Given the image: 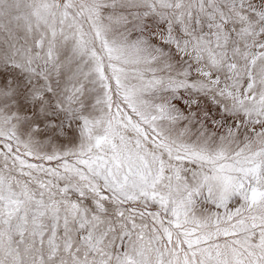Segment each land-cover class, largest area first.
<instances>
[{"label":"snow or ice","instance_id":"6c2138e0","mask_svg":"<svg viewBox=\"0 0 264 264\" xmlns=\"http://www.w3.org/2000/svg\"><path fill=\"white\" fill-rule=\"evenodd\" d=\"M0 264H264V0H0Z\"/></svg>","mask_w":264,"mask_h":264}]
</instances>
